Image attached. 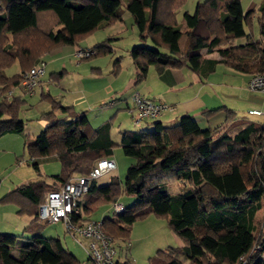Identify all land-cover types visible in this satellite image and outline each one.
<instances>
[{
	"label": "trees",
	"instance_id": "16d2710c",
	"mask_svg": "<svg viewBox=\"0 0 264 264\" xmlns=\"http://www.w3.org/2000/svg\"><path fill=\"white\" fill-rule=\"evenodd\" d=\"M125 1L142 43L129 51L136 68L135 85L145 80L151 67L158 72L187 68L200 80L214 73L219 64L252 75L264 74V2L245 11L242 0H206L198 2L193 13L185 11L179 22L177 14L185 0ZM121 2L0 0V137L25 130L20 113L26 100L9 93L20 87L22 73L44 62L41 82L46 86L53 82L44 79L43 54L65 45L83 48L78 44L81 38L123 21ZM242 37H248L247 41L236 43ZM109 40L90 48L97 55L112 54ZM148 40L153 46L147 45ZM213 53L218 56H210ZM120 62V58L114 61V75L121 70ZM14 63L20 72L9 77L5 70ZM64 74V70L53 73L59 78ZM136 93L131 95L134 121H151V130L121 133L118 146L135 159L125 179L114 177L101 187L93 180L78 201L83 212H73L72 220L85 221L126 193L135 196V203L102 219L114 245L117 241L128 245L133 225L150 215L167 219L171 231L183 242L181 247L159 249L148 264H264V119H246L222 106L202 111L208 119L224 112L220 123L206 127L193 114L182 115L173 125L159 120L162 115L136 120ZM46 97L51 110L43 115L50 123L25 142V149L38 173L39 159L48 156L58 158L61 171L24 183L2 197L31 221L24 229L29 235L0 233V264H81L60 238L41 234L39 207L51 189L89 175L102 158L112 159L117 146L111 137L113 117L94 127L86 111H73L72 106ZM58 110L70 111L72 119L60 120ZM255 116L264 117V112ZM171 182L182 183L184 190L171 194L167 186ZM116 263L133 264L130 259Z\"/></svg>",
	"mask_w": 264,
	"mask_h": 264
},
{
	"label": "rangeland",
	"instance_id": "374dc122",
	"mask_svg": "<svg viewBox=\"0 0 264 264\" xmlns=\"http://www.w3.org/2000/svg\"><path fill=\"white\" fill-rule=\"evenodd\" d=\"M205 1L206 0H185L183 7L180 8L177 14L178 21L181 22L184 20L183 13L185 11L193 13L197 3L198 2L203 3ZM263 2L264 0H242V5L245 11H247L251 8H254L258 4L261 5ZM119 10L122 12V16H123L122 22L116 21L106 28L96 29L92 33L81 38L78 43L83 48H90L91 47L90 45H93L98 40L103 41L105 39H111L109 40L108 43L110 47L113 49L112 54L101 56L95 54L96 51L93 50L92 53L93 55H91L92 57L89 56L86 58H81L83 59L81 60L77 57L76 58L74 57V53L79 48L77 47L75 48L74 46H68V45L62 46V47H68V48H63L66 51V56L63 59L52 62L51 61L52 57H48V58L47 56L45 57V60L47 61V64L45 66L46 67L45 78L49 77V73L51 72V70L60 72L63 68H65L68 70L67 78L70 81V87H74L76 85L77 89H81L83 85V88L85 90L93 91L99 85L100 78H102V80H104L103 78H110L108 77V74L109 73L111 74V72H109L110 68H108L107 66L113 67L114 61L117 58H120L121 60L120 65L123 67V75H124L122 77V80L124 82V80H126L125 78L127 77V75L132 71V69L134 70L135 67L129 51L134 45H140L142 43L141 41L140 42L138 41L137 42L138 44L136 42H133L134 39H133L132 30H134L136 34H138V32L133 23L131 14L126 8L125 0H122ZM120 30L124 31L123 35L113 36L114 34H116V31H120ZM253 33H254V37L259 36V31L256 21H254ZM247 38L248 37L238 38L236 43L238 44L245 43L247 41ZM146 43L150 47L153 46L152 42L149 40ZM67 51H69V53H67ZM44 56H42V59H44ZM95 65H98L102 69L103 75L101 77H99L100 74L94 73ZM18 70H19L18 66L16 65V63H14L11 67H9L8 73L10 75H14L15 73L18 72ZM113 76L114 74H112V77ZM21 80H22V76H21ZM218 80H220L219 77L214 79L212 78V81H218ZM123 84L125 85L126 83L124 82ZM19 88L21 92H24L23 88L21 87V84ZM60 88L58 89V93H60L59 94L60 100L65 99L62 95H67L66 96L67 100H69L71 96H73V92L69 93L66 90L67 88L65 90L63 88L61 89ZM15 89L16 88L11 89V92L9 93L11 94L14 93ZM215 91H217L218 96L220 98H223L226 101V103H229L231 106L236 107L234 109L235 111H237L239 115L245 116L246 119L249 118L254 121H259L261 119V117L252 116L248 113L247 111L248 101L244 100L243 97L239 95L237 91L234 92V90L231 88L228 90H223L220 86L216 87ZM85 96L86 95H84V93L83 94L78 93V97H81L80 99L82 100L83 98H85ZM37 97H35V99ZM43 108H44L43 105H40L39 109L42 110ZM31 113H35V109H33V112ZM136 124H138L140 130L141 129L151 130L153 126V123L151 122L147 123L144 121L137 122ZM211 125H214L213 121ZM35 126H37L36 122L28 127L27 132L24 131V134H26L28 138H32L31 133H33L32 131H34L33 129ZM24 134L9 135L8 137H4L3 139L0 138V199L3 195L7 194L11 189H13V187L20 185L23 182L30 180L34 181L40 178L36 173L37 171H35L32 164L30 165L29 163L25 162V160L27 161L28 159V154L23 147V140L27 137ZM12 136L16 138H21V140L11 141L10 143L8 141H6V143L4 142V140H7ZM115 154L121 162L122 161H125L126 163L128 162L127 166L126 164L125 166H123L122 168L123 170L120 167L117 170L119 173V176L117 177L120 180H124L129 165L133 163L135 159L131 157H127L120 146L116 148ZM16 155H18L20 159L24 160V162H22L23 160L21 161V163H23L22 165H20L21 167L18 165ZM55 166H58L57 172ZM17 167L20 168L17 170L16 169ZM45 168L48 169L47 170L48 174L46 175H51V173L52 174L59 173L61 170L60 164L54 162L47 164ZM22 170H26V174L21 172ZM28 172H34L36 176H33L32 174H28ZM48 177H49L48 180H51L50 176ZM167 186L170 193L175 195L181 192L182 190H184V186L180 182H171L168 183ZM135 201H136L135 196L124 193L118 202L124 204L125 206H130L134 204ZM113 214H114L113 203H108L97 209L92 214L91 217L94 220H102L103 217L105 216L111 217ZM91 217H87L85 220L91 219ZM29 223H30V217L25 214L24 215L18 214L17 206L15 204L11 202L0 201V233H10V234H15L17 236L29 235L24 233L25 226ZM40 224L42 226V232H41L42 235L46 237L60 238L65 248L69 249L70 252L74 253L78 258V260L81 262V264L85 263L87 259V254L84 247L89 248L88 239L80 237L78 241L75 237H73V235L69 231H67L66 226L62 221L57 223H47L44 221H40ZM169 234H171V229L169 228L167 219L158 218L154 215H150L149 217L140 220L136 223L135 231L128 245H125L119 241L115 242V247L117 251L115 255V259L121 262L127 259H131V260L133 259L135 260V264H148L149 257L154 256L159 249L164 250L169 247H177L174 244L171 235ZM13 254L19 256V251L13 250Z\"/></svg>",
	"mask_w": 264,
	"mask_h": 264
},
{
	"label": "crops",
	"instance_id": "0c3cea01",
	"mask_svg": "<svg viewBox=\"0 0 264 264\" xmlns=\"http://www.w3.org/2000/svg\"><path fill=\"white\" fill-rule=\"evenodd\" d=\"M259 6L260 4L256 5L254 8H258ZM132 31H133V39H134L133 42L136 43L138 41L140 42L138 34H136L134 30ZM123 32L124 31L121 30L116 31V34H114L113 36H119V35L121 36L123 35ZM99 42L101 41L98 40L93 45L90 46L92 47ZM63 48H68V47H58L49 53L43 54V56L45 55L43 60L46 62V64H47V61L45 60L46 56L47 58L52 57L51 58L52 62L63 59L66 56V51ZM67 53H69V51H67ZM216 55L217 53L210 54V56L212 57H217ZM16 65L18 66L19 70L14 75L20 72L18 63H16ZM107 67L110 68L109 72H111V74L110 73L108 74V77L110 78H103L104 80L100 78L99 85L96 87L97 89L96 88H95L96 90L94 89L95 91L85 90L83 88L82 83H81L82 85L81 89H77L76 85L74 87H70V81L67 78L68 70L65 68L61 70V71L64 70L65 74L60 78L58 75H53V73H59V72L50 69L51 72L49 73V77L45 79L47 80L53 79L52 80L53 82H51L50 80L47 86L38 88L37 91L31 95L24 94L23 92H21L20 88H16L14 90L15 91L14 95H23V98H25L26 100V102L22 107V111L20 113V118L26 122L24 131L27 132L28 127L30 125H32L35 122L37 123V126H35L33 129L34 131H32L33 133H31L32 134L31 139H33L40 131H42L50 123V121H48L43 115L44 113H47L48 110L49 111L51 110V103L49 101V98L46 97V95H48V97L51 96L53 98H56L64 106H72L73 111H78V112L86 111V114L94 127L99 126L100 124H102L103 122L107 121L112 117L114 118L113 125L111 127V137L114 143L117 144V146L115 147L114 155L111 158L115 160V162H117L116 170L109 171L103 174L102 176H100L99 178H97L96 185L98 187L110 183L114 177L119 176V173L117 171L119 167L122 169L123 166H125V164L126 166L128 164V162L126 163L125 161L121 162L117 158L115 151L116 148L118 147V144L120 143L121 133L124 130L127 129L140 130L138 124H136V122L134 121L133 114L131 111L133 105L131 95L134 92H139L145 95L146 97H149L157 102L165 103L168 105V108L159 118V120H161L165 125H173L177 123L179 118L184 114H193L195 119L205 127L211 125L212 121L214 125L220 123L224 118L223 111H218L214 113L209 119L202 114V111L204 109L205 110L215 109L222 106H227L229 108L231 107L233 109L236 108L234 106H231L229 103H226V101L223 98H220L218 96V93L217 91H215V89L216 87L219 86L223 90H228L231 88L234 90V92L237 91L239 95L243 97L244 100L248 101L247 103L248 110L258 109L264 112V93L251 90L248 88V81L252 74L237 71L222 64H219L217 66L216 71L214 73H211L204 80H200L197 74H195L194 72H192L190 69L187 68H177V69L167 68L161 72H158L154 67H151L145 80H143L138 85L134 84L135 75H136L135 67L134 70L132 69V71L125 78L126 79L124 80V82L126 83L125 85L123 84L124 82L122 80V77L124 76L123 67L121 66V70L119 71V73H117L113 77H112L113 67L112 66L111 67L107 66ZM8 69L9 68L5 70V74L9 77L14 76L8 73ZM94 73L100 74L99 77L103 75L102 69L98 65H95ZM217 77H219L220 80L212 81V78L214 79ZM59 86L64 90L67 88L66 90L69 93L73 92V96H71V98L67 100L66 99L67 95H62L65 99L62 98L63 100H60L59 97L60 93H58V89L60 88ZM78 93L79 94L84 93V95H86L85 98H83V100L80 99L81 97H78ZM35 97L37 98L35 99ZM1 99L2 96H0V100ZM40 105H43L44 107L42 110L39 109ZM33 109H35V113H31L33 112ZM56 113L58 114L57 118H59L60 120L62 119L70 120L73 117V113H70V111L66 112L64 110H60V111L58 110ZM261 119H264V117L262 116ZM150 122L151 121H148L147 123ZM19 134L20 135L24 134V132ZM9 135H16V134H7L0 138L3 139L4 137H8ZM28 139L30 138H28L27 136L23 140L24 149H25V142ZM15 140L20 141L21 138H16L12 136L11 138L4 140V142L6 143V141H8L10 143L11 141H15ZM16 158L18 165L19 166L22 165L23 163H21L20 160L22 161L23 159H20L18 155H16ZM29 159L30 157L28 156V159L27 161L25 160V162L31 165V163L28 161ZM22 162H24V160ZM53 162L60 164L58 158L55 156H48L39 159L40 173L38 172L36 173L40 178L47 176L46 174H48L47 173L48 169H46L45 167L47 164ZM20 167H17L16 169L18 170ZM55 168L57 172L58 166H55ZM60 169H61V165H60ZM21 172L26 174V170H22ZM28 174H32L33 176H36L34 172H28ZM53 174H57V173H53ZM30 181L23 182L22 184ZM20 185L13 187V189H11L9 192H11ZM1 199L0 201L4 202ZM30 221H31V217H30ZM136 223L133 225L131 237L135 231ZM169 235H171L174 244L177 247L178 246L181 247L183 245V242L178 238V236L173 231H171V234ZM131 261L133 262V264H135V260L132 259Z\"/></svg>",
	"mask_w": 264,
	"mask_h": 264
},
{
	"label": "built area",
	"instance_id": "2783aa9c",
	"mask_svg": "<svg viewBox=\"0 0 264 264\" xmlns=\"http://www.w3.org/2000/svg\"><path fill=\"white\" fill-rule=\"evenodd\" d=\"M93 53L91 48H79L74 53L77 58H86ZM44 73V62L22 73L21 87L24 93H33L37 87L45 85L41 82ZM248 88L264 93V74H253L248 81ZM135 102L136 120L160 117L167 105L158 103L140 93H136ZM250 115H261L258 109L248 110ZM116 169L113 159L102 158L89 175L78 176L58 189H51L45 196L44 202L39 207V218L45 222L56 223L63 221L68 231L79 241V238L89 240V248H85L87 260L84 264H117L115 260L116 248L111 235L104 231L102 220L88 219L74 222L72 213H82L78 208V201L88 192L93 180L103 174ZM122 203L113 204V212L124 211ZM259 247L255 248L258 251Z\"/></svg>",
	"mask_w": 264,
	"mask_h": 264
}]
</instances>
